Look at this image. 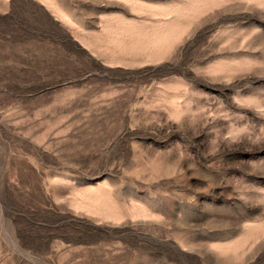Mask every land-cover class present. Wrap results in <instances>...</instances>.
Masks as SVG:
<instances>
[{"label": "rangeland", "instance_id": "1", "mask_svg": "<svg viewBox=\"0 0 264 264\" xmlns=\"http://www.w3.org/2000/svg\"><path fill=\"white\" fill-rule=\"evenodd\" d=\"M0 264H264V0H0Z\"/></svg>", "mask_w": 264, "mask_h": 264}, {"label": "crops", "instance_id": "2", "mask_svg": "<svg viewBox=\"0 0 264 264\" xmlns=\"http://www.w3.org/2000/svg\"><path fill=\"white\" fill-rule=\"evenodd\" d=\"M77 29L79 30L80 28L79 27H77ZM77 37V36H76ZM76 39H78V40H80V38L79 37H77ZM81 41V40H80ZM82 43V42H81Z\"/></svg>", "mask_w": 264, "mask_h": 264}]
</instances>
